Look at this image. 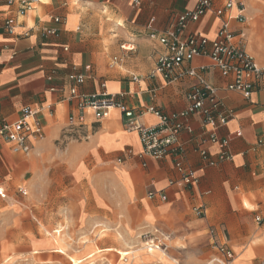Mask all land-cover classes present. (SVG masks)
Listing matches in <instances>:
<instances>
[{"label":"crops","instance_id":"0c3cea01","mask_svg":"<svg viewBox=\"0 0 264 264\" xmlns=\"http://www.w3.org/2000/svg\"><path fill=\"white\" fill-rule=\"evenodd\" d=\"M8 1L0 0V126L17 121L29 106L39 111L45 138L29 155L14 154L0 138V190L6 199L7 190L17 183L30 190L22 231L15 228L19 217L14 204L0 197V260L14 253L22 239L27 254L50 264L49 254H65L58 251L53 236L66 232L81 239L103 228L111 234L99 249L105 253L132 250L145 234L153 233L166 253H147L153 261L141 264H214L211 259L219 256L214 241L233 251V264H262L264 91L245 97L228 90L231 78L223 77L210 59L188 63L207 68L205 77L217 88L222 110L233 117L217 131L229 142L231 159L225 161H218L220 148L209 141L212 127L204 126L198 116L186 120L192 132L180 136L183 171L172 157L141 156L139 134L126 130L117 108L97 124L86 115L83 130L68 124L70 114L79 113L77 102L70 99L78 94H118L121 103L139 113L144 127L159 124L148 111L151 107L164 114L186 109L194 80L167 84L161 77L149 78L163 52L150 35L166 32L197 0H29L32 9L19 18L13 34L6 32L5 21L16 15L20 0L13 6ZM226 2L214 0V8L222 9ZM231 14H237L235 8ZM244 15L246 22H233L232 28L242 32L246 51L264 68V0H246ZM56 18L62 22L56 23ZM219 26L211 11L189 24L185 35L202 33L213 40ZM45 30L57 34L46 35ZM52 74L54 80L47 81ZM81 75L85 82L78 85ZM201 150L215 166L202 158ZM185 171L198 176L195 187L184 186ZM150 192L157 196L149 199ZM159 194L167 200L161 201ZM199 207L205 217L195 213ZM93 251L87 246L73 254L84 263Z\"/></svg>","mask_w":264,"mask_h":264},{"label":"built area","instance_id":"2783aa9c","mask_svg":"<svg viewBox=\"0 0 264 264\" xmlns=\"http://www.w3.org/2000/svg\"><path fill=\"white\" fill-rule=\"evenodd\" d=\"M14 0L7 2L8 6H13ZM18 11L15 16L9 17L5 21V30L13 34L18 20L24 17L32 9V1H18ZM246 0H227L222 9L214 8V0H197L192 10L186 11L175 17L172 26L163 34L151 33L150 38L163 47V52L158 56L156 67L149 78L161 77L167 84L181 82L184 79L194 80V84L187 94L188 106L180 112L164 114L157 108L151 107L149 112L159 118V124L153 127H144L139 123V113L127 108L119 101L118 94H78L70 99L77 102L79 113H71L68 118L69 128L72 130H83L87 128L86 115L94 119V123H100L107 119L112 110L117 108L125 118L127 131L137 132L143 147L141 156H146L154 160L172 157L175 160V167L183 171L182 157L185 149L180 142L183 132L191 133L192 128L185 122L193 116L202 119L204 126H211L209 141L217 144L220 153L218 161L231 159L229 154V142L218 137L217 131L220 127L226 126L232 119V112H224L222 104L218 99V90L205 77L206 67L191 68L187 64L195 58L203 57L211 60L212 65L223 77L231 78L228 90L235 91L249 97L255 91H264V68H261L254 58L246 51L244 36L242 32H236L232 28L233 22L244 24ZM236 9L237 14L232 15L231 10ZM213 11L216 18L220 20V26L216 37L208 39L202 33L185 32L191 23H197L208 12ZM61 23V18L54 20ZM46 35H56V31L45 30ZM126 50L125 46H122ZM117 59H114L116 61ZM91 68L88 66L86 70ZM54 76L49 75L47 81L52 82ZM134 80L137 78L134 77ZM78 85L85 82L84 76H78ZM51 92L56 88L51 87ZM52 111V108H50ZM39 111L31 107H24L21 110L20 118L11 123H4L0 126V138L4 140L14 154L29 155L35 143L41 142L45 138L44 126L38 118ZM88 138V137H87ZM262 143V142H260ZM201 155L210 166H215L206 150H201ZM199 178L194 171H185L183 183L186 188H193L198 184ZM22 196L26 197L27 191L20 189ZM157 193L150 192L149 199H154ZM0 197L6 199L7 195L0 190ZM161 201H166L165 195L159 194ZM195 213L199 217H205V210L202 207L195 208ZM260 221V218H257ZM149 236V237H147ZM145 239H150V235H144ZM212 246L219 253L213 260L215 264H233L234 253L226 245L214 241ZM149 250H163L166 247L158 239L147 241Z\"/></svg>","mask_w":264,"mask_h":264},{"label":"rangeland","instance_id":"374dc122","mask_svg":"<svg viewBox=\"0 0 264 264\" xmlns=\"http://www.w3.org/2000/svg\"><path fill=\"white\" fill-rule=\"evenodd\" d=\"M18 188V189H17ZM23 188L28 191L29 195L24 197L20 193V189ZM8 198L4 199L3 202H6L7 204L13 203L15 206L16 214L18 215L15 221V228L17 230L22 231L23 227V220H24V200L25 198L30 197V190L25 187V185L21 183H17L16 187L13 190L8 191ZM26 216H29V213L26 214ZM257 219V218H256ZM38 226V225H37ZM39 234L45 235L44 230L39 229ZM54 235V234H52ZM147 235V234H145ZM150 239H145V237L142 238V242L136 247L133 248L132 250H128V252H132V254L128 255L129 261L125 262L123 261V257L121 258L120 256V251L119 254L115 251L107 253L105 252H100L99 249H101V245L107 237V240L111 238L110 233H105L103 232V228H98L96 229L92 234L89 232L84 235L83 238L77 239L72 236H69L66 232H63L59 235V237H54L53 236V241L57 244V249L58 250H63L65 254H49L48 261L50 264H81L83 262V258H79L73 254V251H76L78 249H83L87 246H92L94 248V251L90 255L91 258H89L87 261H85L82 264H141L142 261L145 263L153 261V258L148 256L146 248L147 247V241H150L151 239H155L153 233H150ZM55 236H57L55 234ZM149 237V236H147ZM115 240H118V238H114ZM26 241L25 240H18L16 250L14 253L6 256L3 260H0V263H21V264H42V259L39 257V255H33V254H27L26 253ZM64 244V245H63ZM66 246V248H65ZM61 252V253H64ZM126 252V251H122ZM157 253V252H156ZM166 253V252H165ZM217 257H214L211 259V262L213 263V260L216 259ZM215 264V263H214ZM264 264V262L262 263Z\"/></svg>","mask_w":264,"mask_h":264},{"label":"bare ground","instance_id":"6f19581e","mask_svg":"<svg viewBox=\"0 0 264 264\" xmlns=\"http://www.w3.org/2000/svg\"><path fill=\"white\" fill-rule=\"evenodd\" d=\"M59 233V232H58ZM59 252H64L63 250H58ZM146 251H147V253H149V254H152V253H156L157 251H159V252H161L162 253V257H163V253H165V251H163V250H149L148 248H146ZM130 254H132V252H128V251H126V252H122V251H120V256H121V258L123 257V261H125V262H128L129 261V259L128 258H126V257H128V255H130Z\"/></svg>","mask_w":264,"mask_h":264}]
</instances>
